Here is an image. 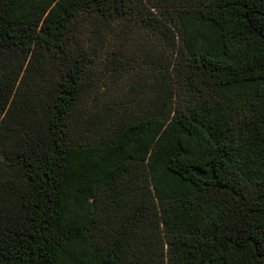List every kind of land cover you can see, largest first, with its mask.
<instances>
[{
    "label": "trees",
    "instance_id": "1",
    "mask_svg": "<svg viewBox=\"0 0 264 264\" xmlns=\"http://www.w3.org/2000/svg\"><path fill=\"white\" fill-rule=\"evenodd\" d=\"M0 264H264V0H0Z\"/></svg>",
    "mask_w": 264,
    "mask_h": 264
}]
</instances>
